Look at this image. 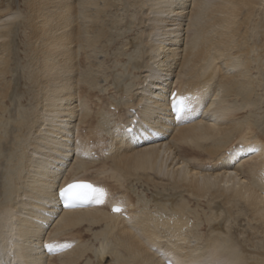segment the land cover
Returning <instances> with one entry per match:
<instances>
[{
	"label": "bare ground",
	"instance_id": "obj_1",
	"mask_svg": "<svg viewBox=\"0 0 264 264\" xmlns=\"http://www.w3.org/2000/svg\"><path fill=\"white\" fill-rule=\"evenodd\" d=\"M112 1L26 0L23 23L29 29L28 81L34 100L26 114L35 137L28 143L32 151L27 147L23 158L16 156L24 162L16 179L8 175L12 183L5 202L4 169L0 176V264H165L166 259L173 264H248L245 254L253 251L244 242L264 244V135L256 132L250 114L264 81V22L254 19L264 0H190L186 12L184 0H134L147 6L143 15L151 26L170 29L162 40L159 32L145 27L140 38L148 49L137 62L142 69L135 87L130 90L126 82L117 88L119 106L106 99L92 114L86 106L96 93L89 52L109 37L111 23L101 14ZM18 15L12 3L0 0V124L12 97L7 80L13 71L15 20L10 17ZM180 28L187 32L181 49ZM257 28L260 38L252 39ZM112 44L114 49L123 45ZM174 88L177 97L188 98L177 119L168 112ZM71 118L78 121L75 128ZM145 123L154 125L160 137L158 131L139 134L137 127ZM83 127L75 143L74 130ZM0 132V140L8 135L1 125ZM71 178L98 182L96 187L106 193L103 205L60 210L57 190ZM138 180L152 186L153 204L135 202L127 193V185ZM113 204L121 211L112 212ZM195 207L208 208L202 213L210 230L205 237L196 231L205 221L200 222ZM220 209L226 219L217 224ZM228 218L237 223L231 231ZM90 231L101 245L95 262L88 260L94 251L87 240H80ZM237 233H246L242 246ZM43 242L50 244V253L42 250ZM263 250L258 246L251 264H264Z\"/></svg>",
	"mask_w": 264,
	"mask_h": 264
},
{
	"label": "rangeland",
	"instance_id": "obj_2",
	"mask_svg": "<svg viewBox=\"0 0 264 264\" xmlns=\"http://www.w3.org/2000/svg\"><path fill=\"white\" fill-rule=\"evenodd\" d=\"M4 1H6V3L7 2L12 3V5L14 7V11L15 12L18 11L20 16L18 15L17 18H15V17L11 18L10 17V19L15 20L14 24H13V32L11 34L12 43L10 46V58H11V63H12L11 69H13V71H11V73H10L11 75H9L11 80H7V81L10 84V93H11L10 95H12V97L14 98V101L13 102L10 101V100H12L11 96L8 97V99L10 98L8 102H10L11 104L10 103H9V105L7 104L8 108H5L6 110H4L2 112V120H1V124H0L2 126V131L4 132V134H8L6 137H3L0 140V176L2 174V169H4V173L2 175L5 178V181L3 182L4 185H2L3 186V192H4L3 197H2L3 202H5V197H7V196H8L7 201L9 200L8 190H9V185L12 182L8 181V175H10L14 179H16V172H17L20 164H22L24 162V161H21L22 159L17 160L16 156L20 154V155H22V158H23L25 149L28 147V143H29L30 139H33L35 137L34 130L32 128H29V126H28V122H29L31 117L28 116L29 113L26 114L30 110L31 105L33 104V101H34L32 95H31V93H32L31 92V86L33 83L29 82L30 80L28 81L29 63H28V57H27V52H26L27 51V48H26L27 45L26 44H28V40H27L28 38L27 37L29 34V29L24 27V23L26 21V16H27V11L25 9L26 0H4ZM172 1L178 2V0H172ZM189 4H190V0H184V5H186V7H187L185 9V12L190 9ZM146 7L147 6H143L139 3H134V0H113L111 5L107 8V10L102 11L101 18L103 20H105L106 22L111 23V28H110L109 33H108V36H109L108 39L105 42H103L97 46V49H100V51L96 52V50H97L96 49L95 51L89 52V56L93 60L92 62L89 63V65L91 66V70L95 75V81H96V83L94 84L95 87L94 86L91 87V90H96V93H95V98H94V96H92L90 99L88 98L89 103L86 106H88V109H89V111H91L92 114H96L95 112L98 111L99 107L101 106V108H102L103 104L109 99H110V101H112L113 103H116L119 106L121 103V100L119 99V95L121 93L117 91V88H119L121 86L124 87V84L126 82L129 83L128 86L130 87V90H132V88L135 87L134 85H135V83H137L136 78H138V76L141 75L139 72L141 71L140 69H142L140 66V65H142V63L140 65H138L139 63L137 64V62L141 61V59H142L141 56L148 49L147 47L144 46L143 39L140 38V33L145 29V27L151 28V29L159 32L160 38L162 40H163V37H167L166 32H168V29H170V27H166L165 25L163 27L151 26L146 21L145 15H143V11L145 10ZM8 19L9 18L4 19L2 23L3 24L6 23V20H8ZM254 19L256 22H258V24L259 23L263 24V22H264V1L261 3L260 7L257 9ZM182 20H184V19L182 18ZM21 22H22V24H21ZM1 27L2 26H0V28ZM174 27H172V28H174ZM263 29H264V25H263ZM185 31L186 30L183 31L180 28V33L178 35L179 39H180L179 44H181L180 49L183 47L182 41H185V39H186L187 32H185ZM261 32L262 31L258 29L257 31H255V34L252 33L251 34L252 39L260 38L259 34H261ZM112 37H113V39H112ZM110 38L112 39L113 42L118 41L120 43H123V45L119 44L120 46H117L119 48L114 49V47H113L114 45L112 44V41L110 40ZM129 39L132 40L131 42L134 44L130 48H129V45L127 44ZM253 41H257V40H253ZM132 43H131V45H132ZM1 54L3 55V53H1ZM134 54H135V56H134ZM4 56H6V53L4 54ZM106 59H107V61H106ZM105 62H107V63L105 64ZM137 66H139L140 68H138ZM105 67H106V69H105ZM236 70H237L236 68L235 69L228 68V71L230 73H232V71L235 72ZM224 71L227 72V70H225V69H224ZM134 72L136 74H134ZM251 75L255 76L256 73L252 72ZM118 84H120V85H118ZM86 86H88V85L86 84ZM259 86H261L262 89L261 88L258 89V93H257L258 101H255L256 105L250 108V114H251V117L253 119V123H254L253 125H254L256 132H258V134L260 133V135H264V88H263L264 87V81L262 79H261V84ZM259 86H258V88H259ZM112 89H114V90H112ZM15 90H16V94L13 93ZM109 90H110V92H109ZM32 91L35 92L34 89H32ZM84 93H86V92H84ZM76 94H78V93H76ZM100 95H101V97H100ZM102 97H103V99H101ZM17 99H18V101H17ZM118 102H120V103H118ZM95 103H97V104H95ZM77 106H78V104H77ZM24 108H26L27 110L25 113H22ZM108 108L110 110L115 109L113 105L109 106ZM91 109H93V110H91ZM19 110L21 111L20 113H18ZM77 110H78V113L81 112L82 109H81L80 105L77 107ZM6 111H7V114L5 117H7V118L4 119L3 113H5ZM116 111H117V109H115V112ZM15 112H16V114H14V116L12 118V115ZM236 112H243V111L237 110ZM74 119L75 118H71L72 122H70V124L72 125L71 126L72 128L73 127L75 128V125L78 122L77 120H74ZM2 121H3V125H2ZM11 124L13 127H11ZM79 129L76 128V131L74 130V133H75V135L73 133L74 137L77 135L78 132L80 134L85 133L84 127L81 128V130L83 129L82 133L80 132L81 130H79ZM0 135H1V132H0ZM3 141H4V143H3ZM28 150L32 151V147L29 146ZM172 155H175V152ZM69 161L70 160H68V163H69ZM5 162H6V169L7 170H5ZM65 167H67V163L65 164ZM67 169L68 168H63L64 174L67 173L66 172ZM31 171H32V169L28 172V174H31L32 173ZM62 174H63V172H62ZM28 181H30V175L28 177L27 182ZM15 182H16V185L18 187H20L21 184L20 183L18 184L19 181L15 180ZM1 184H2V182H0V185ZM127 187H129L127 193H129V191H130L129 194H132L135 202H139V203L148 202L150 204L154 203L151 201V199H152L151 196H152V193L155 191L152 189V186L150 184L145 183L142 180H138V181H133V182L129 183L127 185ZM168 192H166V193L168 194ZM176 192L179 195L185 194V193L180 194L179 191H176ZM150 193H151V195H150ZM167 196L168 195L164 196L163 198H167ZM0 201H1V191H0ZM213 205H215V202L211 203V206H213ZM195 210L199 211V212L198 211L197 212L199 213V218H201L200 222L203 221L204 219L202 220V217H203L202 213H203V211H205V212L208 211V208L195 207ZM218 212L221 213V217H219L216 221H217V224H221L222 220H224L226 218H225V215H224L222 209H220V211H218ZM219 220H221V221L219 222ZM191 223L192 222H190L189 225ZM236 224H237L236 220H234L233 218H228V220L226 221V226L230 229V231L234 229ZM186 226L189 229L188 225H186ZM221 229H222V231L225 230L224 225L221 227ZM198 230L202 233V235L204 237L207 235V233L208 234L210 233V230L209 231L207 230L206 221L201 222L199 229L197 228L196 231H198ZM92 231L93 232L96 231L95 233H97L98 229L97 230L93 229ZM92 231L89 232V233L93 234V235L91 234L92 236L90 235L91 237L88 236L87 238L85 237L86 239L83 238V240L82 239H80V240L85 242V243L87 240V244L89 243L88 245L90 247V249H89L90 252L94 251L92 253L93 257L88 255V260L90 262H95V258H96L95 252H97L99 250V248L101 249V245H100V243H98L99 238H96L97 237L96 234L93 233ZM43 233H45V232H43ZM236 236L238 238V241L241 240L239 243H240V246H242V242H243L244 237L246 236V233H243V234L237 233ZM246 239H247V237L245 238V240ZM190 240H192V239H190ZM90 244H93V245H90ZM244 244H246V247L249 251H253L251 253L248 252L247 254H245L246 255V261H247L246 263L251 264L255 258L253 253L258 248V246H259V249H261V250L264 249L262 247L264 245L263 241L259 242V240L256 239V240H252V242L251 241L250 242H244ZM103 245H105V242H103ZM198 245L202 247V244L199 243ZM95 246L98 248H96ZM260 247H262V248H260ZM93 249H95V250H93ZM104 249H106V247ZM244 253H246V252H244Z\"/></svg>",
	"mask_w": 264,
	"mask_h": 264
},
{
	"label": "snow or ice",
	"instance_id": "obj_3",
	"mask_svg": "<svg viewBox=\"0 0 264 264\" xmlns=\"http://www.w3.org/2000/svg\"><path fill=\"white\" fill-rule=\"evenodd\" d=\"M187 99L188 98L184 96L177 98L176 94L173 93L172 104L177 116H179L186 107ZM249 151H253V149H249ZM105 195L106 193L102 188L96 187L87 181H72L60 189V196L63 198L66 206L88 202H95L97 204L103 203ZM113 211L119 212L121 208L119 206H114Z\"/></svg>",
	"mask_w": 264,
	"mask_h": 264
}]
</instances>
